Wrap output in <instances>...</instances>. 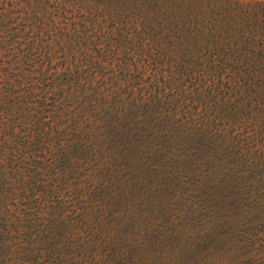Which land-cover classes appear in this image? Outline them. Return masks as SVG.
<instances>
[{
	"label": "rangeland",
	"instance_id": "1",
	"mask_svg": "<svg viewBox=\"0 0 264 264\" xmlns=\"http://www.w3.org/2000/svg\"><path fill=\"white\" fill-rule=\"evenodd\" d=\"M2 14L0 264H264V0Z\"/></svg>",
	"mask_w": 264,
	"mask_h": 264
},
{
	"label": "trees",
	"instance_id": "2",
	"mask_svg": "<svg viewBox=\"0 0 264 264\" xmlns=\"http://www.w3.org/2000/svg\"><path fill=\"white\" fill-rule=\"evenodd\" d=\"M34 15H35L34 13H32V14L30 13L28 15V17H24V19H28L29 21L32 20L31 22H33L35 20V16ZM4 19H5L4 14L0 15V30L1 29H5L8 26V23L6 22L7 20H4ZM31 22H29V23H31ZM258 35H259V39H262L263 46H264V32L261 31V32L258 33ZM145 92H146V90L143 91V93H145ZM150 99H151V97H149L147 100H150ZM144 101H146V99H144ZM150 110H152V107L150 108ZM141 117H142V114H141ZM139 127H140L139 132L141 134V138L142 137L143 138L148 137L149 134H150V137H151V135H152V130L151 129L153 127V122H151L150 119L149 120H146L145 122H144V119H142L141 122H140V124H139ZM158 150H160V149L157 148V147H155V145L148 144L146 146V148H145L146 157L149 159L150 156L152 155V153L155 152V151L158 152ZM133 153H134V151H130V153L127 156L132 155ZM149 164L152 165L151 163H149ZM167 165L168 164H167V162L165 160H163L162 162H160V161L159 162H156V166H159V167H162V168H166ZM41 169L42 168H40V167H36V172L34 173V175L39 174L40 171H41ZM32 175L33 174H31V176ZM24 176H26V178L30 177L29 176V172L27 171V175H26V173H24ZM37 181H38L37 182V185L35 186L34 189H32V186H29L28 185V181H25V183H26V188L25 189L27 191L26 195H27V198L30 200L29 203L27 202L28 204H30L31 201H35L37 197H38L37 200H39L41 202H47V203L50 202L49 201V195L48 196L46 195V190H40V188H42L43 185H46L47 179L46 178H44V179L43 178H39ZM32 185H35V182H33ZM75 209L80 210V211H83L84 210L82 207H79V206H76ZM77 215L78 216H81L80 212L77 213ZM23 231H25L24 228H23Z\"/></svg>",
	"mask_w": 264,
	"mask_h": 264
}]
</instances>
